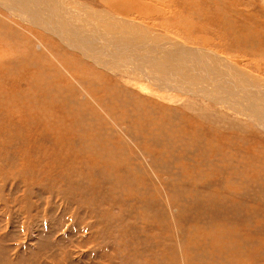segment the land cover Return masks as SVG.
I'll list each match as a JSON object with an SVG mask.
<instances>
[{
    "label": "rangeland",
    "instance_id": "obj_1",
    "mask_svg": "<svg viewBox=\"0 0 264 264\" xmlns=\"http://www.w3.org/2000/svg\"><path fill=\"white\" fill-rule=\"evenodd\" d=\"M11 3L0 264H264V0Z\"/></svg>",
    "mask_w": 264,
    "mask_h": 264
},
{
    "label": "bare ground",
    "instance_id": "obj_2",
    "mask_svg": "<svg viewBox=\"0 0 264 264\" xmlns=\"http://www.w3.org/2000/svg\"><path fill=\"white\" fill-rule=\"evenodd\" d=\"M10 1H13L14 3H11L14 7H15V9L18 11V10H22L23 8H25V7H27L26 8V10L28 11V10H32L33 9V11H34V8L32 7V5H33V3H34V0H29L27 3H26V1L27 0H17L18 2H15L14 0H10ZM36 1V0H35ZM222 2V1H221ZM109 3V2H108ZM49 4V8H46V9H43V10H39V13L40 14H38L37 13V11H36V9H35V14H36V16L37 17H39V21H40V25L41 26H45L46 28H49V20H48V16H47V10L48 9H50V7H51V3H48ZM135 4H136V2H135ZM23 5H26L25 7H23L22 8V6ZM117 5H119V3L118 4H115V3H110L109 4V6H110V8L111 9H113L115 12H117V13H128L129 11H127L128 9H133V8H136V7H133V5H132V8H128V6L126 7V6H124L125 4H120L119 6H117ZM120 6H121V8H120ZM124 6V7H123ZM128 8V9H127ZM13 10V9H12ZM11 10V11H12ZM134 10V9H133ZM138 10V9H137ZM139 11V10H138ZM28 13V12H27ZM27 13H26V15H27ZM31 13V12H30ZM29 14V13H28ZM31 14H33V13H31ZM35 16V17H36ZM31 17V16H30ZM42 17H44L45 18V20H43V18ZM207 19V18H206ZM28 20H30V19H28ZM35 21V22H36ZM228 22V21H227ZM202 23V22H201ZM214 26V25H213ZM188 27V26H187ZM191 28H193L192 26H191ZM188 29V28H187ZM212 30V29H211ZM221 33V32H220ZM16 40H18V39H16ZM166 41L164 42V43H168L167 41H169V43H170V40H167V39H165ZM129 41V40H128ZM15 42V41H14ZM177 42H180V41H177ZM8 44V43H7ZM94 44H97V42H95ZM173 44V43H172ZM4 45V44H3ZM12 45H14V43L12 44ZM175 46H180V43L179 44H177L176 45V43L174 44ZM7 46V45H6ZM10 46V45H9ZM5 47V46H4ZM8 47V46H7ZM167 47V46H166ZM14 48V47H13ZM11 49V48H10ZM151 49V48H150ZM170 49V48H169ZM125 50V49H124ZM164 50H165V47H163V45H156V46H154L152 49H151V51L154 53V54H156V55H158V56H160V55H162V53L164 52ZM4 52H2V54H1V56H3L4 58H9V56H5V54L7 53V51H6V49H4L3 50ZM11 52V51H10ZM14 51H12V53H11V57H14ZM153 54V55H154ZM168 57L169 58H172V59H174V60H177L178 58H175V57H173V56H170V55H168ZM4 58H2V59H4ZM145 60V59H144ZM185 60V59H184ZM183 61V60H182ZM145 62V61H144ZM170 62H172V61H170ZM193 63V62H192ZM5 64H7V63H5ZM156 64V63H155ZM186 65V64H185ZM184 65V66H185ZM137 66H139V63H138V65ZM219 71V70H218ZM216 72V71H215ZM217 74V73H216ZM221 77V76H220ZM219 77V78H220ZM224 77V76H223ZM6 102V101H5ZM4 104V103H3ZM6 107H7V105H6ZM12 111V110H11Z\"/></svg>",
    "mask_w": 264,
    "mask_h": 264
}]
</instances>
